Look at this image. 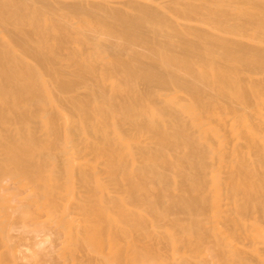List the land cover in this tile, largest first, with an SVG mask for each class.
Returning <instances> with one entry per match:
<instances>
[{
	"label": "bare ground",
	"instance_id": "bare-ground-1",
	"mask_svg": "<svg viewBox=\"0 0 264 264\" xmlns=\"http://www.w3.org/2000/svg\"><path fill=\"white\" fill-rule=\"evenodd\" d=\"M6 184L62 264H264V0H0Z\"/></svg>",
	"mask_w": 264,
	"mask_h": 264
},
{
	"label": "rangeland",
	"instance_id": "rangeland-1",
	"mask_svg": "<svg viewBox=\"0 0 264 264\" xmlns=\"http://www.w3.org/2000/svg\"><path fill=\"white\" fill-rule=\"evenodd\" d=\"M9 185H10V188H9ZM5 186L8 188V191H6V190L0 191V196L5 198L6 200L8 199V201L10 200L8 205L12 206V208L16 207V209L14 208V210L16 211V214H21V215H25V214L27 215L28 214L29 215V217L28 216L25 217L26 219L21 220L22 222L21 221L18 222L16 220L17 217H15V216H12L11 219L9 218L10 221H8V222H10L9 223L10 225L8 227L9 231H7L8 232L7 234L9 235V238H10V236H11V238H15L14 242H15L16 247L13 249V251H15V253L13 252L14 256H16V254H17L16 250L19 251V249H20V250H23V253H22V251H20V253L18 252V256L21 257L22 263H23V261H27L28 259H29L28 261H30V262L27 261L24 264H30V263L31 264H53L52 263L53 261H54V264L55 263L56 264H62V261L59 258L61 256L60 254L63 253L64 248L66 247V243H67L66 242V236L64 238L65 240L64 239L62 240L64 233L60 230L61 232H59L60 233L59 234L58 229L56 230L55 226L54 227L51 226V224H52L51 222H49V224L46 223V221L48 222V220H49V214H45L46 212L42 211V210L38 211L39 209H37L35 205L29 204L30 203L29 201H28L29 203H27V201H24L28 196L27 192H25V193L21 192L16 187L11 186V184H6ZM17 190L19 192H16ZM14 191H15V194H14ZM5 195H6V197H5ZM19 208H21V209H19ZM7 215H10L9 212ZM76 217H77L76 215H73V216L70 215L69 216V220L73 223L72 224L73 226H76L75 224H78V222H80V221L76 220V219H79L78 217L77 218ZM71 219H73V220H71ZM14 220H16V221H14ZM69 220H68V222H69ZM51 227H52V229H51ZM163 231H165V233H166V230H163ZM168 231H169V233L170 232L172 233V230L170 231L168 229ZM87 232L88 231L86 230L85 233L87 234ZM128 233H130V232L128 231ZM167 234H168V232H167ZM87 236H88V234H87ZM19 237H20V239H21V237L23 238L24 243L22 242L23 241L22 239H21L22 241L19 239ZM16 238L18 239L19 244L21 241L23 243V244L21 243V245H23V246H25V244H27V245L29 244V245L28 246L26 245L25 249L23 246H21V247L17 246L16 245V242H17ZM63 241L65 242V245H63V243H62ZM9 243H11V242H9ZM123 245H125V243ZM62 246H65V247H62ZM206 246L209 247L210 245L209 246L206 245ZM206 246L204 247V251H205V252L203 251L204 253H206V250H205V248L207 249ZM27 247H29L28 251H27V249H28ZM61 247L63 248L62 251L60 250ZM210 247H213V246L211 245ZM1 251H3V250H1ZM210 251H214V249H211ZM3 252H0V253H2V254H0L1 255L0 260H2L1 259L2 255H3V257H2L3 259H6V255H9V254H5V258H4ZM26 252L29 254V256L32 254L33 257H31V256L29 257ZM10 253H11L10 256L12 257V259H15V258H13L12 252H10ZM198 253H199V251H198ZM57 254H58V256H57ZM211 254H213L211 256L215 255L214 252ZM24 255H26V256L24 257ZM199 256L203 257V255L201 256L200 253H199ZM204 256H208V253H206V255H204ZM211 256H209V257H211ZM54 257H56V258L58 257V261L56 260V258L53 259ZM9 258H7V259H9ZM22 258H25V259H22ZM30 259H32L33 262H31ZM51 259H53V261ZM140 259H142V258H140ZM214 259H211V260L215 261ZM206 260H207L208 264H209V262L211 264H214V262H211V260L209 261V258H207V257H206ZM19 261H20V258H19ZM8 262H9V260H8ZM10 264H12V263H10Z\"/></svg>",
	"mask_w": 264,
	"mask_h": 264
}]
</instances>
